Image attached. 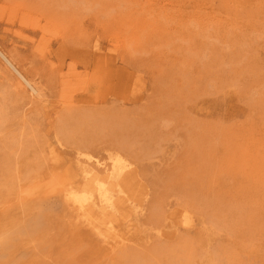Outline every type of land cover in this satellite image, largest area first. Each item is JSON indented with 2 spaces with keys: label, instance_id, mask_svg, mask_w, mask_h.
I'll return each mask as SVG.
<instances>
[{
  "label": "rangeland",
  "instance_id": "rangeland-1",
  "mask_svg": "<svg viewBox=\"0 0 264 264\" xmlns=\"http://www.w3.org/2000/svg\"><path fill=\"white\" fill-rule=\"evenodd\" d=\"M0 50V233L40 218L0 264H264V0H0ZM55 138L133 163L147 244L75 230Z\"/></svg>",
  "mask_w": 264,
  "mask_h": 264
},
{
  "label": "bare ground",
  "instance_id": "bare-ground-1",
  "mask_svg": "<svg viewBox=\"0 0 264 264\" xmlns=\"http://www.w3.org/2000/svg\"><path fill=\"white\" fill-rule=\"evenodd\" d=\"M98 51L95 44L89 54L97 56ZM0 63L14 74L19 87H25L30 95L38 93L34 83L1 50ZM62 147L60 139L55 138L52 142H43L40 151L45 155L49 167L60 171L55 186L63 205L69 211L75 230L91 238L98 245L97 251L106 254H114L133 243L147 244L149 235L139 221L143 212V199L133 163L119 153L104 157L77 152L72 160L65 159ZM164 222L168 228L184 229H190L196 223L185 209L168 214ZM39 226L40 218L36 217L0 233V255L15 236L35 232ZM161 232L158 230V234L162 235ZM205 258L207 262L209 257L204 255L203 260Z\"/></svg>",
  "mask_w": 264,
  "mask_h": 264
}]
</instances>
